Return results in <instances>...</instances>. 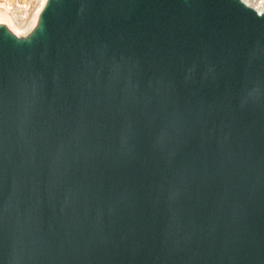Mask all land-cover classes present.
<instances>
[{"label": "water", "instance_id": "obj_1", "mask_svg": "<svg viewBox=\"0 0 264 264\" xmlns=\"http://www.w3.org/2000/svg\"><path fill=\"white\" fill-rule=\"evenodd\" d=\"M0 264H264V15L46 0L0 24Z\"/></svg>", "mask_w": 264, "mask_h": 264}, {"label": "bare ground", "instance_id": "obj_2", "mask_svg": "<svg viewBox=\"0 0 264 264\" xmlns=\"http://www.w3.org/2000/svg\"><path fill=\"white\" fill-rule=\"evenodd\" d=\"M46 0H38L36 9L33 11L29 19L23 20L24 25L18 29L14 24L11 17L8 16L7 14H4L3 12L0 11V24L5 25L11 32H13L16 36H24L26 35L35 25V22L37 20V16L42 9L44 3ZM242 1L245 5L251 7L254 9L258 14L264 15V0H240ZM24 19V18H23Z\"/></svg>", "mask_w": 264, "mask_h": 264}, {"label": "rangeland", "instance_id": "obj_3", "mask_svg": "<svg viewBox=\"0 0 264 264\" xmlns=\"http://www.w3.org/2000/svg\"><path fill=\"white\" fill-rule=\"evenodd\" d=\"M38 0H0V11L11 17L16 28L20 29L36 9ZM24 18V19H23Z\"/></svg>", "mask_w": 264, "mask_h": 264}]
</instances>
